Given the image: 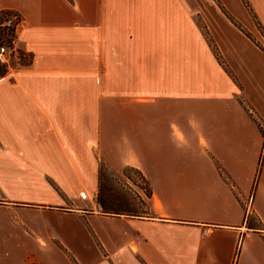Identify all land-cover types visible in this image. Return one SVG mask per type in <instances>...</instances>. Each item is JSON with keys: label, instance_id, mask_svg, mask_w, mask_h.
<instances>
[{"label": "crops", "instance_id": "obj_1", "mask_svg": "<svg viewBox=\"0 0 264 264\" xmlns=\"http://www.w3.org/2000/svg\"><path fill=\"white\" fill-rule=\"evenodd\" d=\"M5 11L23 21L22 55L0 73V264H264V127L220 109L235 83L194 19L264 118V42L231 21L264 32V0H0ZM241 148L250 175L234 194L213 159L233 178ZM105 166L138 171L141 210L122 206Z\"/></svg>", "mask_w": 264, "mask_h": 264}, {"label": "rangeland", "instance_id": "obj_2", "mask_svg": "<svg viewBox=\"0 0 264 264\" xmlns=\"http://www.w3.org/2000/svg\"><path fill=\"white\" fill-rule=\"evenodd\" d=\"M250 13V11L248 10ZM251 14V13H250ZM195 21L198 23L201 32L205 36V39L212 50V53L214 54L216 60L218 63L224 68V70L228 73L229 77L232 79V81L235 83V96L232 98L233 101L230 103L227 102H221V107L220 109L223 110V108H229L231 105V108H234L237 111V124L239 126H242L244 130H248L250 128H253L257 126L258 128L264 127V118L259 117L257 114H255L254 110L248 104L247 100L243 97L241 94V91H239L240 88V83L238 79L236 78L234 72L228 67L226 61L223 58V53L220 50V48L212 41V39L208 36L206 28L202 25L200 19L197 16H194ZM256 28H258V33L255 32L254 35H252L250 32L244 30V28L240 25L239 22H235V24L239 27H241L242 30L246 32L248 37L253 40L255 43H259V41L264 42V32L262 29L259 27V25L256 23V19H253ZM245 34V33H244ZM245 34V35H246ZM246 35V36H247ZM195 56L192 55L189 58H186L184 54H174V60L176 61H184L187 65H190V59H192ZM157 59L158 60H163V54H157ZM227 59V58H226ZM237 65V70L240 71V65L236 60H234ZM227 62L230 64L229 60L227 59ZM10 68V67H9ZM6 66L0 63V73H2L4 70H6ZM236 100V102H235ZM226 105V106H225ZM224 114L225 111H223ZM223 114V113H222ZM229 118L227 116H222L221 117V122L222 124H227ZM245 145V144H244ZM173 156L179 155L175 153V150ZM193 152L192 154L194 155L193 157H203L205 159H208V154L207 152L203 151L202 149H196V150H189V153ZM238 153L243 152V155H241L242 163H241V172L240 174L237 173V175H233V178L228 174L227 170L223 166V161L221 162L218 159H213L214 166L216 167V170L218 174L220 175V179L227 184V186L230 188V190L236 194L237 193V185L235 182H238L239 188L241 190H244L246 187V183L248 181V177L250 175V163L248 159H252V156L248 154L246 148H241L237 150ZM259 159V158H258ZM148 158L146 157V161ZM259 161V160H258ZM105 175L108 177V181H106L109 186V189H113L114 191L119 190L120 194H125L122 199L124 200V203H122L123 207H126L128 209H136V210H141V206H143V203L140 202V199L134 196L132 193V188L138 189V186H141L143 188V183L141 182V179L139 177L138 171L134 167L126 166L121 169H107L105 166ZM258 170L256 171L255 178H257ZM128 178V179H127ZM210 182H213L210 181ZM204 183V182H203ZM90 199H94V197L88 193L87 196L83 197L82 199V207H86V203L90 202ZM145 205V202H144ZM148 205V204H147ZM84 235L83 230L79 231L77 230L76 236L81 237ZM76 264H81L79 261H76Z\"/></svg>", "mask_w": 264, "mask_h": 264}, {"label": "built area", "instance_id": "obj_3", "mask_svg": "<svg viewBox=\"0 0 264 264\" xmlns=\"http://www.w3.org/2000/svg\"><path fill=\"white\" fill-rule=\"evenodd\" d=\"M22 21L16 11H5L0 15V63L6 68L11 67L22 55L17 36V28Z\"/></svg>", "mask_w": 264, "mask_h": 264}, {"label": "trees", "instance_id": "obj_4", "mask_svg": "<svg viewBox=\"0 0 264 264\" xmlns=\"http://www.w3.org/2000/svg\"><path fill=\"white\" fill-rule=\"evenodd\" d=\"M219 6H220V5H219ZM229 18H230V17H229ZM230 20H231V19H230ZM231 21L235 24V22H234L233 20H231ZM235 25H236V24H235ZM236 26H238V24H237ZM238 28H240V30L246 34V32H245L244 30H242L241 27L238 26ZM246 35H247V34H246ZM247 36H248V35H247ZM253 182H254V180H253ZM97 200H98V202H99L100 207H104V203L102 202V199L100 198V196H97Z\"/></svg>", "mask_w": 264, "mask_h": 264}]
</instances>
